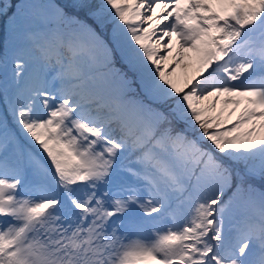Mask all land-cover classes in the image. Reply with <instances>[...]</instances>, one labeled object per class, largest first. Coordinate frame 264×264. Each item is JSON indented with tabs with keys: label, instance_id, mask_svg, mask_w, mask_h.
<instances>
[{
	"label": "snow or ice",
	"instance_id": "snow-or-ice-1",
	"mask_svg": "<svg viewBox=\"0 0 264 264\" xmlns=\"http://www.w3.org/2000/svg\"><path fill=\"white\" fill-rule=\"evenodd\" d=\"M0 22V264H264V0Z\"/></svg>",
	"mask_w": 264,
	"mask_h": 264
},
{
	"label": "rangeland",
	"instance_id": "rangeland-1",
	"mask_svg": "<svg viewBox=\"0 0 264 264\" xmlns=\"http://www.w3.org/2000/svg\"><path fill=\"white\" fill-rule=\"evenodd\" d=\"M56 3L57 4H61V5H63V4H67L66 3V0H56ZM5 27H6V23H4V22H0V38H2V42H3V44L4 45H7L8 44V38H6L5 39V33H4V31H5ZM4 34V35H3ZM175 54V53H174ZM196 67H197V65H195V70H196ZM187 70V68H185V67H183V73H184V76H185V74L187 73H189L188 71H186ZM186 71V72H185ZM183 76V77H184ZM2 106H3V104L2 103H0V110H2ZM242 106V105H241ZM219 108H224V106H222L221 104L218 106ZM233 106H231V108H232ZM231 108L229 109V110H227V111H230L231 110ZM241 109V107L239 108V109H237L236 110V115H239V113H240V110ZM227 111H225V117H227V115H228V112ZM236 115H234V116H232L231 117V119L232 120H235V118H236Z\"/></svg>",
	"mask_w": 264,
	"mask_h": 264
},
{
	"label": "bare ground",
	"instance_id": "bare-ground-1",
	"mask_svg": "<svg viewBox=\"0 0 264 264\" xmlns=\"http://www.w3.org/2000/svg\"><path fill=\"white\" fill-rule=\"evenodd\" d=\"M174 55H175V54H174ZM188 55H189L190 57H194V56H195L194 53H189ZM185 63L191 65V66L188 67L187 70H186V71L189 72L188 74H191V73H193V72L195 71L194 68H195L196 63H195L194 59H193V60H186L184 63H182L181 65H179V66L176 67V69H175L176 78L179 79V80H182V79H183V76H184V73H183V67H185V66H184ZM186 71H185V72H186ZM221 105L224 106L223 103H221ZM243 107H244V105L241 106V109H240V110H242ZM230 108H231V106H228V110H229ZM227 112H228V111H227Z\"/></svg>",
	"mask_w": 264,
	"mask_h": 264
},
{
	"label": "trees",
	"instance_id": "trees-1",
	"mask_svg": "<svg viewBox=\"0 0 264 264\" xmlns=\"http://www.w3.org/2000/svg\"><path fill=\"white\" fill-rule=\"evenodd\" d=\"M8 0H0V3H7Z\"/></svg>",
	"mask_w": 264,
	"mask_h": 264
}]
</instances>
